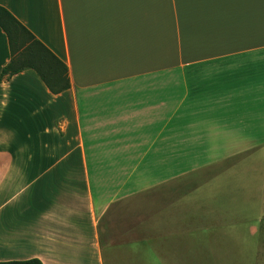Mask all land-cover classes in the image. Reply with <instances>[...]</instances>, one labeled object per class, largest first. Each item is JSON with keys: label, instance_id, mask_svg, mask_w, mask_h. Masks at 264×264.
Here are the masks:
<instances>
[{"label": "crops", "instance_id": "1", "mask_svg": "<svg viewBox=\"0 0 264 264\" xmlns=\"http://www.w3.org/2000/svg\"><path fill=\"white\" fill-rule=\"evenodd\" d=\"M0 6L71 85L0 80V262L245 264L264 246V0ZM10 59L0 28V76Z\"/></svg>", "mask_w": 264, "mask_h": 264}, {"label": "trees", "instance_id": "2", "mask_svg": "<svg viewBox=\"0 0 264 264\" xmlns=\"http://www.w3.org/2000/svg\"><path fill=\"white\" fill-rule=\"evenodd\" d=\"M0 28L9 44L10 62L2 69L1 82L27 70L34 71L54 95L70 89L68 67L10 11L0 6ZM0 264H43L38 259Z\"/></svg>", "mask_w": 264, "mask_h": 264}, {"label": "rangeland", "instance_id": "3", "mask_svg": "<svg viewBox=\"0 0 264 264\" xmlns=\"http://www.w3.org/2000/svg\"><path fill=\"white\" fill-rule=\"evenodd\" d=\"M261 210H251L250 212L254 214L260 212ZM258 227V226H256ZM247 233V232H246ZM246 238V236H245ZM248 238V237H247ZM246 240H249L247 239ZM251 240V238H250ZM242 243H248V241L241 240ZM254 242L251 243V249L249 251H246L245 253L250 254L247 257V261L245 264H264V246L262 244H258L255 240H251ZM222 257L223 256H214L213 254H207L205 253H192L189 257L191 259L190 264H222ZM188 259V258H187ZM243 260V259H242ZM242 260L238 262L237 264H242ZM190 261V260H189ZM220 262V263H219ZM231 258L228 260V262H224V264H230ZM156 264V263H154Z\"/></svg>", "mask_w": 264, "mask_h": 264}]
</instances>
